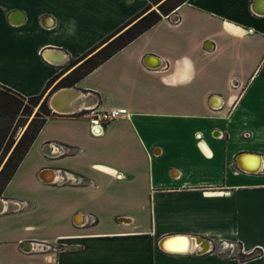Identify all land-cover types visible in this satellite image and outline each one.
<instances>
[{
  "label": "crops",
  "instance_id": "0c3cea01",
  "mask_svg": "<svg viewBox=\"0 0 264 264\" xmlns=\"http://www.w3.org/2000/svg\"><path fill=\"white\" fill-rule=\"evenodd\" d=\"M149 3L0 0V83L38 94ZM174 12L72 85L87 103L122 106L124 115L100 133L85 116L46 118L27 173L34 186L69 192L65 222L40 238L22 221L37 205L26 209V198L4 189L0 264H264V0H184ZM60 52L65 61L50 59ZM184 234L194 238L190 250L160 246ZM41 239L54 252L22 248ZM221 240L263 253L226 256Z\"/></svg>",
  "mask_w": 264,
  "mask_h": 264
},
{
  "label": "trees",
  "instance_id": "16d2710c",
  "mask_svg": "<svg viewBox=\"0 0 264 264\" xmlns=\"http://www.w3.org/2000/svg\"><path fill=\"white\" fill-rule=\"evenodd\" d=\"M183 1L150 0L147 6L76 59L71 60L69 64L75 62L76 65L58 82V86L73 85L76 80L95 68ZM152 3L157 4V8H153ZM57 74L47 81L41 92L29 96H25L0 83V116L8 117L4 123H0V196L45 123L46 118L56 113L49 107L48 95L51 91L47 92V88ZM35 105L38 106L33 113V106ZM19 126L22 127V131L15 139L14 130Z\"/></svg>",
  "mask_w": 264,
  "mask_h": 264
},
{
  "label": "rangeland",
  "instance_id": "374dc122",
  "mask_svg": "<svg viewBox=\"0 0 264 264\" xmlns=\"http://www.w3.org/2000/svg\"><path fill=\"white\" fill-rule=\"evenodd\" d=\"M55 82L56 81L51 83L50 87L47 89V92L59 87L58 83ZM37 106L38 105L33 106V113L37 109ZM7 119V116H0V123H4ZM21 131V126L14 130L15 139L18 138ZM33 160V152H30L28 155L24 156L21 163L19 164L20 166L17 167L18 170L16 169L15 171L16 174L14 173V177L12 176V178L9 180L4 194L11 197L26 198V201L23 202V206L26 209H33L34 204H36V209L34 208L32 212L25 214V216L22 217V221H27L28 223L33 224V227H31L30 230L34 234L39 235L40 238L41 236L51 237L52 233H54L55 229L58 227V223L64 224L65 222V219L63 218V215H60L59 210L64 203L65 193L69 192L57 190L55 188H48L45 186H34L32 183H30V177L27 173V170ZM86 204L89 205V202ZM71 219L72 214L70 215V220ZM47 240L48 239H41L39 241L47 243L50 242ZM7 248V246L0 245V255H7ZM47 252H54V249L52 247H46L40 244L35 245V247L32 249V253Z\"/></svg>",
  "mask_w": 264,
  "mask_h": 264
},
{
  "label": "built area",
  "instance_id": "2783aa9c",
  "mask_svg": "<svg viewBox=\"0 0 264 264\" xmlns=\"http://www.w3.org/2000/svg\"><path fill=\"white\" fill-rule=\"evenodd\" d=\"M175 9V8H174ZM174 9L171 10L168 14L175 13ZM178 17H174L173 20L176 21ZM127 112V109L122 106H112L108 108H99L96 104H86L78 107L76 109H71L63 112H59L66 115H81L85 116L89 119L90 129L93 133H100L103 126L109 121L124 115ZM66 150H71L70 147H66ZM76 150H81V148H76ZM76 178V177H75ZM59 181H70L73 179L62 177L58 179ZM75 181H79V179H74ZM75 216V214H74ZM74 220V217H73ZM95 220V216L92 213L85 214V222H93ZM32 243V242H31ZM43 245L46 247H52L56 249V246L49 244L43 241L34 242L35 245ZM217 250L226 256H239L242 258H251L253 256L262 255L263 249L260 247V250H257L256 247H252L250 249H245L241 242L238 241H226L221 240L217 246Z\"/></svg>",
  "mask_w": 264,
  "mask_h": 264
},
{
  "label": "water",
  "instance_id": "95a60500",
  "mask_svg": "<svg viewBox=\"0 0 264 264\" xmlns=\"http://www.w3.org/2000/svg\"><path fill=\"white\" fill-rule=\"evenodd\" d=\"M59 58H54V57H50V59H52L53 61H56V62H63V61H65L66 60V54H65V52H60L59 53ZM62 56V57H61ZM49 58V57H48ZM68 90H72V91H76V93H75V95H74V97L73 98H75V99H73V101H72V99L70 100V105H68V107H62V106H59V105H57L56 103H55V100H56V98L57 97H59V96H61L62 94H64V93H66V92H68ZM76 96V97H75ZM48 104H49V107L52 109V111H54V112H63V111H67V110H71V109H76V108H78V107H81L82 105H86V104H89V103H87V97H85L81 92H80V90L77 88V87H75V86H60V87H58V88H56V89H54V90H52L50 93H49V95H48ZM258 169V168H257ZM256 170V169H255ZM48 170H47V168H42L40 171H39V177L42 179V180H44V181H52L53 180V178L52 179H47V178H45L44 177V173L45 172H47ZM63 177L65 178L66 176L65 175H63ZM2 199L0 198V211L4 208V201L2 200ZM78 213H75V215H77ZM82 214V213H81ZM74 218H75V216H74ZM74 222L75 223H77L75 220H74ZM78 224V223H77ZM172 236V237H171ZM183 238L184 239V242H185V244H187L186 243V241H188V245L190 246L189 248H188V250H190L191 248H192V244H191V242H192V240L194 241V238H191L189 235H187V234H184V235H170V236H165V237H163L162 239H161V241H160V246L161 247H163V248H165L164 246H163V242L165 241V240H167L166 242H168L169 240H174V239H176V238ZM189 241H190V243H189ZM23 246H22V248L23 249H30V248H32V247H34V243H31V242H23V244H22ZM183 248V247H182ZM208 247H204L203 245H202V249H199L200 251H205L206 249H207ZM166 249V248H165ZM188 250H186V251H188ZM176 251V250H175ZM178 251V250H177ZM180 252V251H179ZM182 252V251H181Z\"/></svg>",
  "mask_w": 264,
  "mask_h": 264
},
{
  "label": "bare ground",
  "instance_id": "6f19581e",
  "mask_svg": "<svg viewBox=\"0 0 264 264\" xmlns=\"http://www.w3.org/2000/svg\"><path fill=\"white\" fill-rule=\"evenodd\" d=\"M76 91H72V90H68V92L62 94L61 96L57 97L56 100H55V103L59 106H62V107H68V105H70V103L73 101V98L74 95H75ZM76 97V96H75ZM73 98V99H72ZM72 99V101L70 102V100ZM247 160V159H245ZM243 158L242 160H240V163L243 167L247 168V169H257L258 165H248L247 164V161H243ZM244 163V164H243ZM261 163V162H260ZM259 163V165H260ZM258 164V163H257ZM264 166V165H263ZM262 166V167H263ZM261 167V168H262ZM2 201V200H1ZM167 240H165L162 244L163 246L166 248V249H169V250H172V251H186L188 250V248L191 246L188 245V241H186L187 244H185L184 242V239L183 238H176L174 240H169L168 242H166ZM190 243V241H189ZM192 243V242H191ZM183 247V248H182Z\"/></svg>",
  "mask_w": 264,
  "mask_h": 264
}]
</instances>
